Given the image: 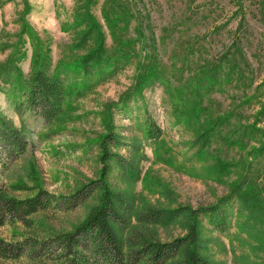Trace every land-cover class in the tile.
Listing matches in <instances>:
<instances>
[{
	"label": "rangeland",
	"instance_id": "374dc122",
	"mask_svg": "<svg viewBox=\"0 0 264 264\" xmlns=\"http://www.w3.org/2000/svg\"><path fill=\"white\" fill-rule=\"evenodd\" d=\"M113 1L0 0V114L28 142L17 160L0 170L2 190L17 199L39 189L54 196H82L98 177V141L112 131L123 143L138 144L143 159L137 177L120 178L110 163L108 187L129 197L134 212L148 207L184 210L168 225L147 227L156 240L184 236L183 216L193 213L199 252L210 264H264V0H117L109 29L101 11ZM88 19L98 26L106 59L86 78H78L75 88L86 86L81 97L66 99L68 110L47 128L23 108L15 114L7 95L29 78L33 46L46 60L49 75L60 71V63L70 72L96 47V34L83 36ZM237 53L243 56V72L197 71L209 63L216 67L224 55L237 61ZM147 66L154 78L141 82L132 94L136 75ZM184 90L200 95L195 106L207 114L196 128L206 122L211 126L204 137L175 117L172 102L180 101ZM146 120L160 131L155 144L145 139ZM109 151L125 160L131 157L127 147ZM218 166L229 169L220 172ZM240 177L246 178L241 189L250 183L259 190L260 203L250 209L230 193ZM17 186L25 190L13 189ZM96 196L92 192L68 211L59 206L37 212L31 230L2 226L0 239L14 242L71 231L96 204ZM209 208L223 214V232L201 212ZM129 227H138L133 218ZM178 262L175 257L167 264ZM0 264L57 263L20 259Z\"/></svg>",
	"mask_w": 264,
	"mask_h": 264
},
{
	"label": "trees",
	"instance_id": "16d2710c",
	"mask_svg": "<svg viewBox=\"0 0 264 264\" xmlns=\"http://www.w3.org/2000/svg\"><path fill=\"white\" fill-rule=\"evenodd\" d=\"M115 1L108 2L107 11H101V16L109 25V29L114 26L110 23L111 19L112 21L116 19L115 7L117 3ZM85 24L87 31L83 33V36L91 37L92 34H96V47L79 58L78 65L74 66L70 72L63 70L64 67L60 63L58 64L60 71H54L58 73L49 75L45 72L46 60L38 56L36 46H33L29 78L21 85L18 84V88H11L10 92L13 91L12 93L6 94L15 114H19V110L23 108L39 118L47 128L57 124L64 112L66 113L68 110V100L66 99L81 97L80 92L84 91L86 86L82 84L80 88H75L78 78H86L92 73L90 70L93 67H97L102 60L106 59L98 26L92 19L86 20ZM30 40L32 41L31 38ZM17 43H22L21 39H18ZM127 44L129 43L127 42ZM237 52L239 51L237 50ZM237 55L239 58L237 61L234 55H224L218 59L216 67H211L209 63L206 67H198L197 71L214 72L215 70V72H227L230 76L235 72H243L244 70L239 68L243 56L238 53ZM146 69L145 72L136 75L130 91L132 94L137 93L135 91L138 90L141 82L149 83L154 78L155 74L152 72V68L147 66ZM17 74L20 75L18 71ZM101 79L103 77L99 78V80ZM15 80H17L16 75L12 84L8 78L3 81L13 85ZM199 98L200 95L190 94L184 90L181 100L172 102V107L177 120L186 127H194L196 131L199 129L200 133L197 136L204 137L203 135L209 133L211 126L209 122H206L199 125L203 131L196 128L198 127L197 120L207 114L204 108L195 106V102ZM119 103L121 107L124 101L120 100ZM259 113L261 114V112ZM255 122H257L256 119L253 123L255 124ZM144 136L146 140L155 144L159 141L160 131L157 128H152L151 123L146 120ZM122 146L127 147L130 159L125 160L118 154L109 151V147ZM27 147L28 142L20 130L13 125L11 120L0 114V170L7 169L9 163L16 161ZM140 148L138 144L123 143L112 131H107L98 141V163L100 166L98 177L91 182V188L85 190L82 196L77 194L67 197L54 196L39 189L29 198L17 199L7 196L0 186V227L5 225L11 227L18 224L27 230L32 229L34 222L31 217L37 212L55 209L59 206L64 211L71 210L82 203V200L92 192L97 191L96 204L88 209L84 219L71 231L49 232L42 238L27 236L14 242H5L0 239V261L23 259L29 262L44 260L57 264H167L175 257H179L178 264H210L200 255L199 225L193 213H186L183 216L184 236L170 242H159L155 239L154 234L147 230V227L168 225L183 215L184 210L148 207L134 212L132 200L123 193L112 190L106 184L105 180L110 173V163L116 167L120 178L139 175L138 164L143 159ZM242 161L245 160L242 159ZM238 164L239 162L233 163L234 166ZM231 165L228 164V167ZM228 167L218 166L217 169L224 172L229 169ZM245 181V177L234 181L230 193L236 194L241 203L249 204L250 209L251 205L260 203L258 200L259 190H254L250 183L246 185L245 189H241V185H244ZM13 189L25 190L22 186ZM238 190H241L242 194ZM57 201H61L60 204ZM203 211L209 215V221L218 226L216 229L220 232L226 229L221 217L223 214L218 215L215 208L201 212ZM132 218L138 227H129Z\"/></svg>",
	"mask_w": 264,
	"mask_h": 264
}]
</instances>
